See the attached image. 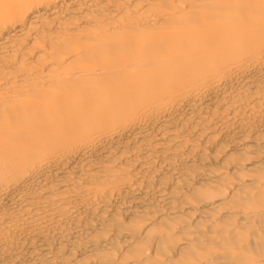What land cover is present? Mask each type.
<instances>
[{
  "label": "bare ground",
  "instance_id": "6f19581e",
  "mask_svg": "<svg viewBox=\"0 0 264 264\" xmlns=\"http://www.w3.org/2000/svg\"><path fill=\"white\" fill-rule=\"evenodd\" d=\"M0 264H264V0H0Z\"/></svg>",
  "mask_w": 264,
  "mask_h": 264
}]
</instances>
